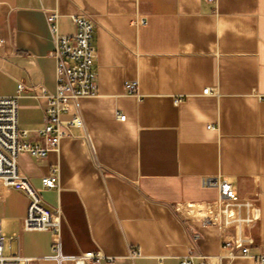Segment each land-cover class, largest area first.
<instances>
[{"label": "crops", "instance_id": "obj_1", "mask_svg": "<svg viewBox=\"0 0 264 264\" xmlns=\"http://www.w3.org/2000/svg\"><path fill=\"white\" fill-rule=\"evenodd\" d=\"M50 13L62 36L75 33V17L94 23L98 88L62 114L82 125L58 150L19 157L46 207L62 211L59 251L52 232L23 229L30 200L0 179L5 254L29 264H80L89 252L100 260L87 264L189 254L264 264V0H0V97L24 83L19 128L36 145L46 123L37 96L57 85ZM53 173L58 187L44 188ZM222 181L237 203L221 197Z\"/></svg>", "mask_w": 264, "mask_h": 264}, {"label": "built area", "instance_id": "obj_2", "mask_svg": "<svg viewBox=\"0 0 264 264\" xmlns=\"http://www.w3.org/2000/svg\"><path fill=\"white\" fill-rule=\"evenodd\" d=\"M212 2L213 0H207ZM50 32L54 39V50L52 56L56 60V89L48 92L41 88V94L37 97L46 100L44 109L46 123L39 129L38 135L43 145L33 144L27 131L19 128L18 121V99L25 91L23 82H19L17 92L13 96L0 97V179L4 187L15 189L25 194L29 200V208L26 218L23 220V229L27 231L52 232L56 237L55 250L59 251L61 245V222L62 211L57 208L49 210L38 190L34 189L29 179L23 177L19 171V157L27 154L36 159H43L51 151L58 150L61 140L69 135V129L81 126V120L75 117L73 120L64 122L61 116L69 109L71 104L78 106V100L82 97L93 96L97 93V71L94 69L96 49L94 46L95 25L85 17H75V33L71 36L58 34V15L50 13L47 16ZM127 88L130 93L137 92V82H128ZM210 89H205L203 94H208ZM121 121L126 116L119 115ZM58 173L42 178V185L46 189H55ZM204 185H217L216 180L208 178ZM221 197L225 201L237 203L239 197L232 185L227 181L219 183ZM38 207V208H37ZM209 222V221H206ZM6 235L0 223V264H29V259L18 255L5 254ZM234 244L226 242L222 245L224 252H231ZM247 247H241L242 256L248 253ZM232 255H236L233 254ZM100 255L89 252L82 254L79 258L80 264L91 262L98 263ZM263 262L264 259H257ZM179 264H210L205 257L199 262L189 254L181 258Z\"/></svg>", "mask_w": 264, "mask_h": 264}]
</instances>
